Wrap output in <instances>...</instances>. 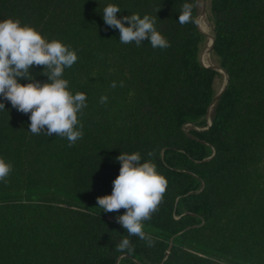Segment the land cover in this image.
Returning a JSON list of instances; mask_svg holds the SVG:
<instances>
[{"label": "trees", "instance_id": "16d2710c", "mask_svg": "<svg viewBox=\"0 0 264 264\" xmlns=\"http://www.w3.org/2000/svg\"><path fill=\"white\" fill-rule=\"evenodd\" d=\"M184 3L194 22L181 25ZM109 4L118 18L157 16L171 46L121 44L103 20ZM9 17L76 50L64 78L87 107L69 147L32 134L30 113L3 101L0 158L13 171L0 182V264H264V0H211L212 55L227 78L217 100L198 0H0V20ZM31 71L47 82L42 66ZM132 151L168 185L143 222L153 246L132 237L134 251L122 253L127 231L112 217L126 210L104 212L97 197L112 193L116 157Z\"/></svg>", "mask_w": 264, "mask_h": 264}, {"label": "clouds", "instance_id": "9594fccd", "mask_svg": "<svg viewBox=\"0 0 264 264\" xmlns=\"http://www.w3.org/2000/svg\"><path fill=\"white\" fill-rule=\"evenodd\" d=\"M192 5L184 3L179 14L181 25L194 22ZM159 10V9H158ZM157 10V11H158ZM121 8L109 4L103 9L105 24L120 33L121 44L135 43L137 47L147 40L153 48L166 49L170 42L155 27L157 16L132 13L121 18ZM198 22V21H197ZM76 50L64 42L49 41L34 27L22 24L18 18L0 20V111L6 110L3 101H9L17 111L29 114V131L34 135L59 136L71 147L83 138V124L78 118L87 107V96L83 92L73 94L69 80L64 78L65 69L71 68L78 60ZM42 66L40 73L47 82L35 80L33 67ZM28 83H20V80ZM123 87V81L119 84ZM111 88L117 87L113 81ZM108 101L107 95L100 97V103ZM152 157L154 153H147ZM120 162L119 175L113 180L110 195L97 197V204L104 212L126 211L116 217L117 222L127 231L116 245L119 252H132V237L146 241L153 246L154 238L144 231V221L152 218L158 210L167 189L168 180L157 171L151 160H143L139 151L122 152L116 157ZM13 165L0 158V182L7 183Z\"/></svg>", "mask_w": 264, "mask_h": 264}, {"label": "rangeland", "instance_id": "374dc122", "mask_svg": "<svg viewBox=\"0 0 264 264\" xmlns=\"http://www.w3.org/2000/svg\"><path fill=\"white\" fill-rule=\"evenodd\" d=\"M210 3H211V0H198V11H199V20L201 22L203 29L205 30L206 33L213 34L212 26L208 18ZM204 9L205 11L203 12ZM201 18H203L205 21ZM207 39L208 40H207L206 47L201 53V60L204 64L208 66L219 67V63L216 60V58L212 55V52L210 54L206 52V48L208 47L210 43V39L209 38ZM219 71L221 75L216 79V82H215L216 90L218 91V93L222 90L226 82V74L224 70L220 68ZM211 111H212V108H210V111L208 114V120H210ZM116 217L117 216L112 217V218H116Z\"/></svg>", "mask_w": 264, "mask_h": 264}, {"label": "water", "instance_id": "95a60500", "mask_svg": "<svg viewBox=\"0 0 264 264\" xmlns=\"http://www.w3.org/2000/svg\"><path fill=\"white\" fill-rule=\"evenodd\" d=\"M205 11V9L203 10V12ZM200 27V26H199ZM201 29V28H200ZM201 31L207 36V38H209L210 39V43H209V45H208V47L206 48V52L207 53H211L212 52V50H213V47H214V41H215V37H214V35L213 34H208V33H206L205 31H203L202 29H201ZM204 64V63H203ZM204 65H206V64H204ZM206 66H208V65H206ZM211 67V66H210ZM212 67H214L215 69H217V70H219L220 68L219 67H217V66H212ZM223 70V69H222ZM226 83H227V78H226V82H225V85H224V87L222 88V90L218 93V95L216 96V100L220 97V95H221V93L224 91V89H225V87H226Z\"/></svg>", "mask_w": 264, "mask_h": 264}, {"label": "bare ground", "instance_id": "6f19581e", "mask_svg": "<svg viewBox=\"0 0 264 264\" xmlns=\"http://www.w3.org/2000/svg\"><path fill=\"white\" fill-rule=\"evenodd\" d=\"M201 19H203V18H201ZM204 20V19H203ZM205 21V20H204ZM199 25L201 26V28H202V25H201V22H200V20H199ZM203 29V28H202ZM204 30V29H203ZM205 31V30H204Z\"/></svg>", "mask_w": 264, "mask_h": 264}]
</instances>
